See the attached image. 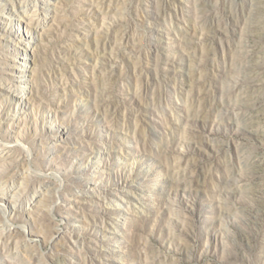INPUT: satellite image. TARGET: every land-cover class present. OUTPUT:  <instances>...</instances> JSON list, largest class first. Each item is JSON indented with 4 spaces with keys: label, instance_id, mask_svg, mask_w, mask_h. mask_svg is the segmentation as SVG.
<instances>
[{
    "label": "rangeland",
    "instance_id": "rangeland-1",
    "mask_svg": "<svg viewBox=\"0 0 264 264\" xmlns=\"http://www.w3.org/2000/svg\"><path fill=\"white\" fill-rule=\"evenodd\" d=\"M22 1L0 0L23 96L0 88V141L33 181L0 200V264H264V0H71V26L48 0L43 34Z\"/></svg>",
    "mask_w": 264,
    "mask_h": 264
},
{
    "label": "bare ground",
    "instance_id": "bare-ground-1",
    "mask_svg": "<svg viewBox=\"0 0 264 264\" xmlns=\"http://www.w3.org/2000/svg\"><path fill=\"white\" fill-rule=\"evenodd\" d=\"M74 1L80 3V1H83V0H74ZM70 2H71V0H66L68 12L65 13L58 20V21H60L61 25L62 24L65 26H71L72 25V23H71L72 15L75 13L74 11H76V10H75V7H73V5H69ZM23 3L24 2L22 1L21 2V13L28 19L29 23H32L36 27L37 33L43 34L46 32L47 27L51 28L52 24L58 23L56 20V17H54L51 13L48 12V10L51 9V5H50V2L48 0H38L37 6L35 5L36 6L35 11H33V12H32V10L29 12V10H28L29 6L23 5ZM110 3H112V2H110ZM114 5L108 4L107 12H111V11L114 12L115 15L112 13L111 14H112V16L114 15L116 17L117 12L119 10L117 8V5L115 7H113ZM107 14H109V13H107ZM81 24L79 23L77 28L80 27ZM123 32H125V31H123ZM71 36H72L71 40H74V38H75L74 33L71 34ZM121 37H122V35H121ZM120 42L121 41L119 40V35L116 34V35L111 36V39L108 42H104V44L101 45V52H102L101 53L102 54L101 62L102 63H104V64L108 63V60L114 54L113 52L118 50ZM68 50H70V44L64 45L62 48V51H61V55L56 60L57 63L60 62V59L64 58L62 55L63 51H68ZM108 51H110L113 54H111ZM108 54L110 55V57ZM113 57H115V56H113ZM5 67L8 68L10 70V72L11 71L18 72V71H16V69L17 70L19 69L18 66L12 65L10 63H6ZM50 67H51L50 72L53 73L52 77H54V76L56 77L55 72H56V69L59 67V65L51 62ZM109 71L110 70H107L105 67H102L101 77L102 78L107 77V75H109ZM48 87H49V85H48ZM0 88H3V89L6 88L8 90L7 91L8 96H14V94H15L12 90H10L2 82H0ZM104 89H105V87L101 86L100 89H98V90H99V92L103 93ZM0 94L2 95L3 93H0ZM15 95H17V94H15ZM17 97L20 98L19 100H21L23 98V96H18V95H17ZM24 160H25V156L23 155V153L16 152L13 147H10V146L8 147L6 144H4L0 141V163L3 164L5 167H7V171L4 175V178L6 181H9V183H10V184H8L6 193H4V192L2 193L0 191V200H3V199H9V200L14 199L15 200L16 197L20 198L21 196L23 198L25 196V194L27 193L28 190L27 189L24 190L18 182L19 180L23 179V180H27L26 184L28 182H30L29 183V185H30L31 182L33 181V178H29V176L24 174V171L22 170ZM40 184H42V187H43V189H41V190L37 189L36 187L29 188V190H32V192H33L32 193L33 196L30 197L29 202L35 206L40 205L41 202L44 200L49 201L51 199V197L49 196V192L52 191L51 185L50 184H44V183H40ZM15 194H17L19 197L15 196ZM74 200L78 201V202L80 201V199H74Z\"/></svg>",
    "mask_w": 264,
    "mask_h": 264
}]
</instances>
